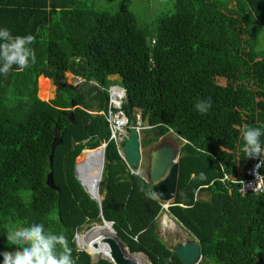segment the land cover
<instances>
[{
    "label": "trees",
    "instance_id": "1",
    "mask_svg": "<svg viewBox=\"0 0 264 264\" xmlns=\"http://www.w3.org/2000/svg\"><path fill=\"white\" fill-rule=\"evenodd\" d=\"M5 27L36 37V62L0 73V253L16 250L6 237L13 225L43 223L65 235L76 264H111L94 262L75 241L105 220L150 264H182L157 234L169 214L197 240V264H264V185L257 194L239 190L251 159L238 131L264 126V0H0ZM66 73L76 87L66 84ZM40 76L56 86L50 101L37 97ZM113 78L132 107L129 117L123 105L129 119L150 113L153 138L154 131L157 140L173 132L184 141L167 210L112 141L100 206L75 177L76 157L108 141L105 119L90 111L107 110ZM209 98L201 114L195 104ZM55 130L62 143L50 167ZM48 173L55 188L45 183ZM261 174L264 181V168Z\"/></svg>",
    "mask_w": 264,
    "mask_h": 264
},
{
    "label": "clouds",
    "instance_id": "2",
    "mask_svg": "<svg viewBox=\"0 0 264 264\" xmlns=\"http://www.w3.org/2000/svg\"><path fill=\"white\" fill-rule=\"evenodd\" d=\"M35 41H36V37L32 34L15 35L14 36L10 29H8L6 27L0 28V65H2V66H0V73L7 76V74L13 69L14 65L17 66V70H24V69L30 68L32 65H34L36 62V53H35V50L31 47V45H33L35 43ZM109 89H115V90L121 89L123 92V96L125 97L124 104H126L127 98L125 96L124 90L121 87L113 85ZM106 93H107L108 100H109V95H112L113 97L116 98L114 93H108V92H106ZM71 102H74V101H71ZM211 106L212 105H211V99L210 98L208 100H198V102L195 104V109L198 112H200L201 114H204L211 108ZM71 107L76 108L75 102H74V105L71 104ZM97 113L98 112L91 113V114L96 115ZM137 115H140V114L138 113ZM134 121H135V127H137L136 117H135ZM141 126H142V120H141ZM142 131H146V130H140L138 132L139 135ZM238 131L240 133L241 140L243 141L242 151L246 154V158H249V159L259 158V163L256 164L255 168L256 169L264 168V146H262L261 139H260L262 136H264V126H253L250 124H245L242 127H240L238 129ZM139 137L141 139V136H139ZM127 138H128V136H127ZM109 142L110 141L108 138V141L101 142L97 148H95V149H84L81 152V154L84 152H87V151L100 150V148H102V147H103L104 152H105V148L107 146V143H109ZM140 143H141V140H140ZM122 144L119 145L120 151H121V145ZM115 147H116V150L118 153V148L116 145H115ZM180 147L178 148V156H179ZM104 152H103V164H104ZM81 154L78 157H80ZM78 157H76V159ZM100 157H101V152H100ZM125 161H126V159H125ZM125 164L128 166V170L130 173H131L130 170H132L134 172H138L137 174H133V173H131V174L138 175V176L142 174L139 171V169H141V167H142L141 163H140L141 167L138 169L130 168L127 162H125ZM147 170L148 169H146V171ZM74 171H75V177L80 182V185L85 187L89 196H92L86 188V185L88 183V179L86 176V171L80 167V162L78 164L75 161ZM102 171H103V165L100 168V177H99L100 179L98 180L99 184H98V188H97L98 190H99V185L101 182ZM256 175L258 176L259 173H256ZM199 179L204 180V179H207V177L205 176V174L203 172H201L199 175ZM98 196H99V200L101 202L102 198L100 197L99 192H98ZM153 197L156 201L159 202V204H162V203L163 204H165V203L170 204L172 202V201L171 202L159 201L155 196H153ZM104 222L111 223V226L109 228L111 230V234L112 233L114 234L113 228H112L113 223L102 220L101 224H95V223L90 224L89 228L85 231V232H87L86 235L93 228L107 225ZM85 232H83V233H85ZM83 233H81V234H83ZM81 234H78L75 236V241L77 243V247L79 249L84 250L85 246L83 245V243L81 241H79V239L77 240V236H79ZM113 236H114V240L116 239L121 244V242L116 238L115 234ZM6 237H7L8 245L13 246L16 250L15 251H4V252L0 253V255L3 256V264H76V259H74L73 255H72V248L69 246V242L66 239L65 235L63 233L57 234V233H54L50 230L46 231L43 223H31L28 226H24L23 224L13 225L8 230ZM192 239H194V238H192ZM81 246H83V247H81ZM121 246L126 247L123 244H121ZM85 249H86V247H85ZM170 249L171 248H169V250ZM85 252L87 254H89V252H87V251H85ZM110 253H111V251H110ZM132 254L133 255H141L148 260V258L145 255H143L142 253H132ZM89 255L92 256L91 254H89ZM124 255L127 257L125 252H124ZM95 256H97V258H96L97 260L98 259H105L112 264V262L110 261V259L108 257L105 258V257L99 256V255H95ZM199 260H200V258H199ZM136 264H140L139 261L136 262Z\"/></svg>",
    "mask_w": 264,
    "mask_h": 264
},
{
    "label": "water",
    "instance_id": "3",
    "mask_svg": "<svg viewBox=\"0 0 264 264\" xmlns=\"http://www.w3.org/2000/svg\"><path fill=\"white\" fill-rule=\"evenodd\" d=\"M74 105V102H71ZM126 105L128 107L129 117L132 116V107L126 99ZM150 113L146 114L144 120L142 121V130H150L151 126L149 123ZM70 121H72V116H69ZM158 135L159 132L154 131V135ZM139 133L135 127L134 119L130 118L128 122V138L121 145V151L128 163L129 167L132 169L140 168L141 163V143ZM62 143L61 138L58 135V131H54L53 141L51 143L50 154L48 157L49 166L52 164V155L56 146ZM101 152V166L103 165V147L100 148ZM150 160L148 162V174L147 182L150 186V190L153 196H155L159 201L171 202L174 199L176 191V181L178 175V149L174 148L171 144L157 146L153 150L149 151ZM240 172H242L240 170ZM100 179V178H99ZM45 183L50 188H55L53 184L52 174L48 173L46 175ZM97 205H100V200L98 196V189L96 191V196H90ZM106 223V222H104ZM111 226V223H106ZM109 244L111 257L109 258L112 264H136L130 256L132 253L127 249L129 256L124 255L123 247L115 239H106ZM170 252L182 263V264H197L200 258V248L196 239H189L176 244L170 249ZM168 264H171L168 260Z\"/></svg>",
    "mask_w": 264,
    "mask_h": 264
},
{
    "label": "rangeland",
    "instance_id": "4",
    "mask_svg": "<svg viewBox=\"0 0 264 264\" xmlns=\"http://www.w3.org/2000/svg\"><path fill=\"white\" fill-rule=\"evenodd\" d=\"M76 79L73 80L72 75L69 73L65 74V82L68 85H72L74 87H76V83L75 82ZM113 80L115 82H113L111 85H117L120 86V82L119 80H117L116 78H113ZM47 81L49 82V88L46 91V95H45V84L44 82ZM36 86H37V97L40 100L43 101H50L55 97V93H56V86L51 85L50 81H48L47 79H45L44 77L39 78V80H36ZM115 89H108V93H113ZM121 97H123V92ZM72 101V100H71ZM260 104L258 103V106ZM135 114V113H134ZM138 114V113H137ZM153 136H155V138L152 137V135L149 134V132L146 131H142L140 133L141 139L143 138V141L141 140V151H143L144 149H146L148 147V142H157V137L158 135H154V132L152 133ZM150 138V139H149ZM168 141L169 144H171L174 148L178 149L180 146H182L184 144V141L181 140L175 133L173 132H169L168 134L164 135L163 137L160 138L159 142H163V140ZM164 143V142H163ZM158 145V144H157ZM149 150V149H148ZM86 153V152H85ZM84 153V154H85ZM83 154V153H82ZM80 157H84V154ZM80 157H78L75 161L79 164L80 161ZM88 166L91 167L90 163H87ZM83 170H86L85 167H81ZM139 171L142 173L141 175H139L140 177H142L143 179L147 180V177L145 176L146 173H144L143 171H145V166H142L141 169H139ZM87 172V171H86ZM89 173V171H88ZM80 183V182H79ZM84 192L89 196V194L87 193L85 187H83ZM102 191H105V187L104 184L102 183L100 188H99V193H100V197L103 199L102 197ZM90 197V196H89ZM165 215H163L161 217V219L159 220V223L157 225V234L160 237V239L164 242V244L168 247V248H172L174 247L176 244L188 240L191 238V236L184 231L181 227H179L175 222L174 219H172L171 217H164ZM166 218V219H165ZM170 220V221H169ZM172 221V222H171ZM165 223V224H164ZM164 224V225H162ZM174 224V225H173ZM163 231V232H162ZM87 232L77 236V240L80 237H84L86 235ZM111 235H114L113 233ZM83 247V246H81ZM123 247V246H122ZM123 250L125 252V254L128 256L127 253V248L123 247ZM84 251H87L84 247ZM88 252V251H87ZM91 258L93 259L94 262L97 261V256L92 255ZM139 261V258L137 259ZM140 264H150V262L145 258V257H141V262L139 261Z\"/></svg>",
    "mask_w": 264,
    "mask_h": 264
},
{
    "label": "built area",
    "instance_id": "5",
    "mask_svg": "<svg viewBox=\"0 0 264 264\" xmlns=\"http://www.w3.org/2000/svg\"><path fill=\"white\" fill-rule=\"evenodd\" d=\"M116 100L117 103L114 104L115 99L112 102L111 95H109L107 110L99 111L97 114L105 119L109 130V141L114 142V144L118 148L119 157L124 162H126L123 153L119 150V145L122 144L127 139L129 118L123 112L125 97L124 96L123 98L116 97ZM136 125L138 132L142 130L140 115H136ZM257 163H259V158L251 159L250 164L241 172L242 177L240 178V182H239L240 183L239 190L241 191L242 194H247L248 192H253L257 194L263 191V185H264L263 176L261 174V168L260 169L255 168ZM130 171L133 174L138 173L132 170ZM256 173H259V175L257 176ZM160 205L164 210H167L171 206L169 203H165V204L162 203Z\"/></svg>",
    "mask_w": 264,
    "mask_h": 264
},
{
    "label": "bare ground",
    "instance_id": "6",
    "mask_svg": "<svg viewBox=\"0 0 264 264\" xmlns=\"http://www.w3.org/2000/svg\"><path fill=\"white\" fill-rule=\"evenodd\" d=\"M114 95L117 98H120L122 95V90H114ZM112 102L115 99L114 104L117 103V100L115 97L111 95ZM80 167H85L86 176L88 179V183L86 185V188L88 192L95 197L96 191L98 188V180L100 177V168H101V157H100V150L96 151H87L84 154V157H80ZM87 163L91 164V167L87 165ZM89 171V173H88ZM165 224V223H164ZM162 224V225H164ZM174 225V224H173ZM163 232V231H162ZM112 238L114 239V236L111 235V230L109 228V225L99 226L96 228H93L87 235L84 237H80L79 241L83 243V245L86 247L87 251L91 255H99L105 258H110V248L109 244L107 243L106 239ZM140 257V258H139ZM141 255H133L130 256V258L138 262H141Z\"/></svg>",
    "mask_w": 264,
    "mask_h": 264
},
{
    "label": "crops",
    "instance_id": "7",
    "mask_svg": "<svg viewBox=\"0 0 264 264\" xmlns=\"http://www.w3.org/2000/svg\"><path fill=\"white\" fill-rule=\"evenodd\" d=\"M48 80V79H47ZM49 81V80H48ZM91 113H96V110H92V111H90ZM164 142V143H163ZM163 142H157V143H153V145L152 146H149L148 145V147L146 148V149H144L142 152H141V164H142V166H145V171H143L144 173H146L145 174V176H147V174H148V171H146V169H148V162H149V160H150V156H149V151L150 150H153L155 147H157V146H163V145H165L166 143H168V141H166V140H163ZM151 142H150V145L152 144ZM158 144V145H157ZM149 149V150H148ZM141 167V166H140ZM164 217H166V218H168V217H171L172 219H174L171 215H169V214H166V216H164ZM170 221V220H169ZM172 222V221H171Z\"/></svg>",
    "mask_w": 264,
    "mask_h": 264
},
{
    "label": "flooded vegetation",
    "instance_id": "8",
    "mask_svg": "<svg viewBox=\"0 0 264 264\" xmlns=\"http://www.w3.org/2000/svg\"><path fill=\"white\" fill-rule=\"evenodd\" d=\"M159 135V134H158ZM161 137H163V135L162 136H159V138H158V140H157V142H159L160 141V138ZM163 140V139H162ZM157 142H155V143H157ZM167 144H169V143H166L165 145H167ZM153 145V143L151 144V145H149V146H152ZM243 165V164H242Z\"/></svg>",
    "mask_w": 264,
    "mask_h": 264
}]
</instances>
